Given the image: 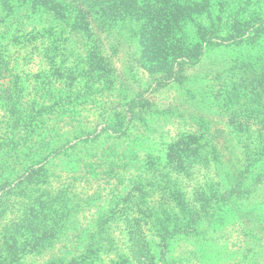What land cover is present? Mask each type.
Returning <instances> with one entry per match:
<instances>
[{
	"label": "trees",
	"instance_id": "1",
	"mask_svg": "<svg viewBox=\"0 0 264 264\" xmlns=\"http://www.w3.org/2000/svg\"><path fill=\"white\" fill-rule=\"evenodd\" d=\"M26 25L28 48L40 45L38 52L58 59L28 104L20 92L23 64L9 58L6 43ZM223 49L227 59L199 73L207 55ZM139 72L144 85L135 80ZM0 81L2 91L5 84L13 91L19 122L5 132L19 154L27 148L22 129L32 138L54 116L69 123L86 105L103 108L101 125L71 120L74 137L56 144L50 136L23 172L2 177L0 169V264L53 250L89 203L78 197V184L91 183L99 194L110 188L109 211L81 232L80 254L44 264H156L155 244L165 249L200 233L214 220L217 207L210 206L251 197L264 184V0H0ZM170 85L187 89L186 101L197 107L193 128L179 121L183 129L158 154L130 168L140 153L119 142L134 144L131 131L156 117H184L179 105L150 98ZM84 144L92 153L74 154ZM56 156L81 172H55ZM18 204L29 206L14 215Z\"/></svg>",
	"mask_w": 264,
	"mask_h": 264
},
{
	"label": "rangeland",
	"instance_id": "2",
	"mask_svg": "<svg viewBox=\"0 0 264 264\" xmlns=\"http://www.w3.org/2000/svg\"><path fill=\"white\" fill-rule=\"evenodd\" d=\"M22 32L23 34H21L19 39L13 38L11 40L9 38L6 43L9 54H12L9 58L14 60V62L20 63L21 67L23 64L24 76L21 80L23 86L20 92L22 94L21 98L24 100L23 102L28 104L35 97L33 91L38 86V81H41L43 77L52 73L51 69L54 68V60L58 59L54 56L49 58V55L45 51L38 52L41 48L40 45L39 47L36 45L34 50H30L28 48V25H26V29L22 30ZM38 54L40 55L37 56ZM227 57L228 54L224 49L208 54L204 62L205 64L200 66L199 73L209 71L208 69L212 64H215L219 60L225 61ZM125 58L126 56L122 54L121 61L118 63L119 66L122 65ZM14 62L12 64L13 68ZM135 75L137 76L135 80L138 81V84L144 85L146 75L141 72ZM8 87L5 84V90L2 91L0 81V94L2 93L6 97L0 101V120L2 121L0 124V143L2 145L0 151V169L3 168L2 177L6 175L13 176L23 172L30 163V152L44 150L47 147L45 141L50 136L54 135L53 139L58 144L62 143L65 138H73L79 131L77 127L72 128L70 123L72 119L68 123L67 117L54 116L48 120L47 124L38 127V132H34V137L32 138L28 137V132L22 129L20 131V134H23L22 140L27 135V148L24 149L23 153H17L13 149L10 139L8 140L7 132H5L7 127L10 128L14 125L16 128L15 125L19 122V120L15 121L16 117H13L16 114H12L10 102L12 101L11 96H13V91H8ZM185 90L181 86L170 85L154 93H149L151 100L156 101L158 104H166V107L179 105L177 107L178 113L185 110L184 117H179L174 112L168 113L169 118H167V121L164 118L156 117L151 127L137 126V129L131 131L129 137L134 141V144L127 143L129 138L126 143L119 142V149L132 150L136 147L137 150L135 152L140 153L138 159H142L141 162H136L137 159L134 166L130 168H134L138 164L139 166L142 165V162L147 159L149 153L158 154L162 146L161 143L175 135L177 130L183 129V127H180L179 121L181 123L186 122L188 128H193V112L197 107L195 108V105H192L193 103L186 101L188 93ZM101 111H103L102 107L97 108L96 106L86 105L85 109L77 115L79 119H73L72 124L74 122L77 125L82 124L83 126H93L97 122L100 124L102 119V115H100ZM69 127L71 130H68ZM107 141H110V139ZM72 143L70 142V144ZM102 146H104L103 141L93 148V151L95 149L101 150ZM77 149L73 151L75 152L74 154H77L82 149L92 153V149L87 148L86 144L79 146ZM68 161L64 156H56L50 159L52 169L57 173L68 171L66 167ZM68 172L79 174L81 170L76 168ZM128 185L129 182L121 188V192L126 190L129 187ZM96 190L94 186H91V183L78 184V197L82 196V199L88 198L89 203L86 207L82 208L75 218L73 217L68 222L63 234L64 236L52 246V251L45 252L44 254L26 253L19 264H44L55 256L66 255L69 258L80 254L84 245L82 238L79 237L81 232L85 233L95 227L96 220L109 211L110 200L113 197L110 188L101 190L100 194ZM116 200L119 201V197ZM28 206L18 204L15 207L13 205V210H18L14 215L23 213ZM215 207L217 208L214 220L206 226V229L201 230L200 233L172 240L171 244L165 249H162L160 244H155L153 250L156 254V264H264V184L251 197L235 199L220 207L212 205L209 207L210 211Z\"/></svg>",
	"mask_w": 264,
	"mask_h": 264
}]
</instances>
